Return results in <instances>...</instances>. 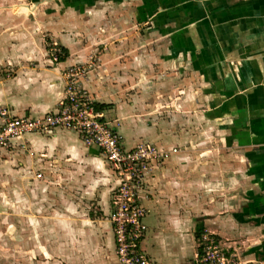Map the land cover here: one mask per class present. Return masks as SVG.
<instances>
[{
  "label": "crops",
  "instance_id": "1",
  "mask_svg": "<svg viewBox=\"0 0 264 264\" xmlns=\"http://www.w3.org/2000/svg\"><path fill=\"white\" fill-rule=\"evenodd\" d=\"M65 3L76 16L58 22L39 0H0V107L54 110L64 69L96 54L82 84L110 104L127 144L178 148L148 180L143 245L155 264H200L203 230L238 264H264V0ZM50 40L64 60L53 62ZM26 142L50 146V264H120L117 179L99 149L56 128L0 152Z\"/></svg>",
  "mask_w": 264,
  "mask_h": 264
},
{
  "label": "built area",
  "instance_id": "2",
  "mask_svg": "<svg viewBox=\"0 0 264 264\" xmlns=\"http://www.w3.org/2000/svg\"><path fill=\"white\" fill-rule=\"evenodd\" d=\"M55 45L51 49L56 51L53 59L58 63L64 51ZM95 64L92 58L64 69L65 87L52 111L37 116H12L0 107V148H11L15 139L31 132L51 133L56 128H66L80 134L87 146L99 149L117 179L109 219L119 263L155 264L143 245L149 229L147 217L152 213L146 204L150 194L148 180L158 163L178 152V148H160L149 141L127 144L119 121L107 118L103 109H96V98L82 84ZM199 247L202 251L196 256L200 264H238L236 254L211 234H202Z\"/></svg>",
  "mask_w": 264,
  "mask_h": 264
},
{
  "label": "rangeland",
  "instance_id": "3",
  "mask_svg": "<svg viewBox=\"0 0 264 264\" xmlns=\"http://www.w3.org/2000/svg\"><path fill=\"white\" fill-rule=\"evenodd\" d=\"M39 2L44 7L50 6V20L54 18L62 22L76 16L67 13L64 8L67 7L66 0ZM54 42L50 40L49 51L51 59L56 62L53 59L56 51L51 49L56 47ZM57 44L62 47L61 43ZM95 56L92 54L89 60ZM203 233L199 235L200 241ZM0 264H50L48 145L41 147L26 142L13 152H0Z\"/></svg>",
  "mask_w": 264,
  "mask_h": 264
},
{
  "label": "trees",
  "instance_id": "4",
  "mask_svg": "<svg viewBox=\"0 0 264 264\" xmlns=\"http://www.w3.org/2000/svg\"><path fill=\"white\" fill-rule=\"evenodd\" d=\"M62 50L64 51V56L63 57H60V59L61 60H64L66 58V56L68 55V50L65 47H63V46H62ZM109 106H110V104H106V103H96L95 104V107L98 110L106 109ZM200 251H202L201 248H200Z\"/></svg>",
  "mask_w": 264,
  "mask_h": 264
}]
</instances>
